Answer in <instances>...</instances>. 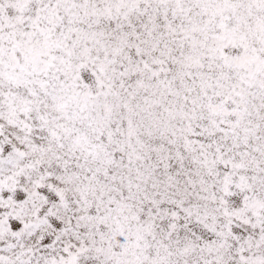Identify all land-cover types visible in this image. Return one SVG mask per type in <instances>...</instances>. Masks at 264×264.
<instances>
[{
    "label": "snow or ice",
    "instance_id": "1",
    "mask_svg": "<svg viewBox=\"0 0 264 264\" xmlns=\"http://www.w3.org/2000/svg\"><path fill=\"white\" fill-rule=\"evenodd\" d=\"M0 264H264V0H0Z\"/></svg>",
    "mask_w": 264,
    "mask_h": 264
}]
</instances>
